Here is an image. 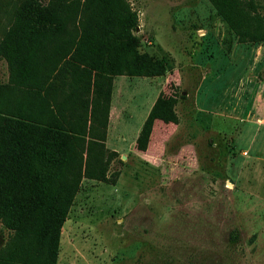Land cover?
<instances>
[{
	"label": "rangeland",
	"instance_id": "obj_1",
	"mask_svg": "<svg viewBox=\"0 0 264 264\" xmlns=\"http://www.w3.org/2000/svg\"><path fill=\"white\" fill-rule=\"evenodd\" d=\"M17 2L0 0V37ZM129 2L140 53L168 65L133 79L136 99L176 91L179 121L156 120L141 151L143 109L113 117L118 155L106 180L82 178L56 264H264V40H239L208 0Z\"/></svg>",
	"mask_w": 264,
	"mask_h": 264
},
{
	"label": "trees",
	"instance_id": "obj_2",
	"mask_svg": "<svg viewBox=\"0 0 264 264\" xmlns=\"http://www.w3.org/2000/svg\"><path fill=\"white\" fill-rule=\"evenodd\" d=\"M208 1L239 40H264L258 2ZM7 12L0 56L10 78L40 86H17L12 105L9 86H0V221L9 230L0 264H56L82 178L106 180L118 155L104 144L114 76L157 77L168 65L140 53L138 13L129 0H18ZM61 69L73 85L82 76L89 86H66L61 96L51 86ZM177 102L176 91L159 93L138 150L147 149L156 120L178 123Z\"/></svg>",
	"mask_w": 264,
	"mask_h": 264
},
{
	"label": "crops",
	"instance_id": "obj_3",
	"mask_svg": "<svg viewBox=\"0 0 264 264\" xmlns=\"http://www.w3.org/2000/svg\"><path fill=\"white\" fill-rule=\"evenodd\" d=\"M159 77V76H157ZM135 78H140L137 76L130 77L127 75H116L113 78L112 81V92H111V98H110V109H109V118H108V126H110L111 121L113 120V117L117 114L119 115V121H122L123 124L131 122V119L134 117V110H140L143 109L142 112V118L138 120L137 125L135 126V138L138 136V133L141 129V126L145 120V118L148 115L149 110L151 109V106L153 105V102L156 98H154L152 104L147 108L146 107V96H144V104L143 106L138 103V100L141 98V95H138V100L136 99V89L140 88V86H136V82L133 81ZM144 78H153V77H144ZM78 83L76 85H73V78L71 74L63 69H61L60 76L58 77L57 84L51 85V86H59V94L62 96V91L66 92L68 91L66 86H89L88 85V79L86 77H78L77 78ZM35 80L33 78L26 79L25 82H22L19 78L9 76V69L7 66V63L5 59H3L0 56V86H9L7 89L10 92L9 97V103L11 105L13 104V101L16 100V96H14L17 93V86H40V85H34ZM25 84V85H24ZM47 86V85H43ZM83 98L84 95H83ZM109 129V128H108Z\"/></svg>",
	"mask_w": 264,
	"mask_h": 264
}]
</instances>
